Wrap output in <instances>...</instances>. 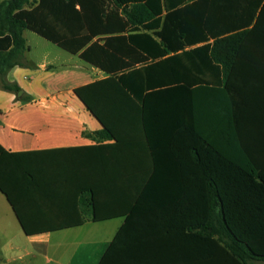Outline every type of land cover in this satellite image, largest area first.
Segmentation results:
<instances>
[{
    "label": "trees",
    "instance_id": "obj_1",
    "mask_svg": "<svg viewBox=\"0 0 264 264\" xmlns=\"http://www.w3.org/2000/svg\"><path fill=\"white\" fill-rule=\"evenodd\" d=\"M25 29L110 74L75 90L97 145L0 144L26 235L125 218L99 264L264 263V0H0L16 93Z\"/></svg>",
    "mask_w": 264,
    "mask_h": 264
},
{
    "label": "crops",
    "instance_id": "obj_2",
    "mask_svg": "<svg viewBox=\"0 0 264 264\" xmlns=\"http://www.w3.org/2000/svg\"><path fill=\"white\" fill-rule=\"evenodd\" d=\"M23 38L30 66H15L6 76L21 95L0 86V144L9 152L97 145L85 132L103 126L75 90L110 74L30 29ZM124 223L125 218L85 219L81 226L28 236L0 191V264H99Z\"/></svg>",
    "mask_w": 264,
    "mask_h": 264
},
{
    "label": "rangeland",
    "instance_id": "obj_3",
    "mask_svg": "<svg viewBox=\"0 0 264 264\" xmlns=\"http://www.w3.org/2000/svg\"><path fill=\"white\" fill-rule=\"evenodd\" d=\"M93 225V224H92ZM100 234V233H99ZM250 264H264V263H258V262H254V263H250Z\"/></svg>",
    "mask_w": 264,
    "mask_h": 264
},
{
    "label": "water",
    "instance_id": "obj_4",
    "mask_svg": "<svg viewBox=\"0 0 264 264\" xmlns=\"http://www.w3.org/2000/svg\"><path fill=\"white\" fill-rule=\"evenodd\" d=\"M21 94H22V92L20 91L19 95H21Z\"/></svg>",
    "mask_w": 264,
    "mask_h": 264
}]
</instances>
